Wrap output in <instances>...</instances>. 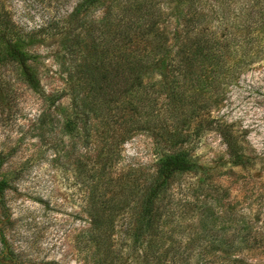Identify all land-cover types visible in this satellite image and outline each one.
I'll return each instance as SVG.
<instances>
[{
    "label": "rangeland",
    "instance_id": "obj_1",
    "mask_svg": "<svg viewBox=\"0 0 264 264\" xmlns=\"http://www.w3.org/2000/svg\"><path fill=\"white\" fill-rule=\"evenodd\" d=\"M111 1L0 0V32L25 59H2L0 48V264H99L88 240L91 213L116 215L113 236L123 262L114 264H142L150 236L142 231L141 212L157 162L180 147L189 150L197 171L173 176L158 201L160 211H167L165 231L175 225L178 230L173 247L194 231L206 240L216 235L210 251L220 255L227 235L246 240L252 233L256 241L239 244L226 258L264 264V59L243 71L210 113L229 133L240 162L217 132L196 136L191 124L176 143L156 142L150 129L115 126L109 118L126 105L127 81L111 86L108 65L104 81L102 72H91L97 41L112 32L103 35L100 21ZM138 1L161 5V17L149 19L161 29L181 23L198 2L212 0ZM139 9H132L134 18ZM142 27H135L125 52L136 59L150 48ZM139 79V94L156 98L159 106L165 94L161 75L152 71ZM122 217L133 224L125 242Z\"/></svg>",
    "mask_w": 264,
    "mask_h": 264
},
{
    "label": "trees",
    "instance_id": "obj_2",
    "mask_svg": "<svg viewBox=\"0 0 264 264\" xmlns=\"http://www.w3.org/2000/svg\"><path fill=\"white\" fill-rule=\"evenodd\" d=\"M95 1L97 0H83V3L93 4ZM123 1L112 0L103 10L100 20L104 23L101 26H105V30L102 29L103 35H108L109 30L112 32L107 41H97L98 53L93 58L96 66L91 69V72L97 74L102 72L100 80L104 81L110 74L105 72L109 69L105 65L111 67L109 83L113 87L118 86L122 78L127 81L126 105L123 109L117 107L109 117L112 123L115 126L119 123L121 127L150 129L156 142L160 140L168 144L176 143L183 136V128L189 124L196 136L205 131H215L222 137L230 156L240 162L241 155L235 152L229 133L221 127L219 121L210 118V113L219 105L225 89L235 83L243 71L264 59V0L198 2L196 7L190 8L189 17L182 19L181 23L173 27L164 25L161 29L155 25L154 21L157 20H149L161 17L163 9L160 10L159 3L144 6L138 0H127L120 6ZM206 5L208 8L201 12ZM138 6L142 12L138 18H134L131 12L133 8L137 10ZM212 23L220 25L215 29L213 26L209 28ZM141 26L142 35L149 40L150 48L140 53L136 59L125 52L132 44L135 27ZM0 42L3 43L0 48L4 51L2 59L23 64V53L18 45L4 37L3 32H0ZM107 52H110L109 57ZM152 71L163 78V86H159V89L165 94L157 107L154 106L158 104L156 98L139 94L142 90L139 89L142 83L139 76ZM27 80L32 86H36L33 77ZM196 171V164L186 148L174 149L158 159L155 184L149 191L141 212L146 219L142 224V231L144 235L150 236L149 243L146 242L141 252L142 264H237L239 260L226 258L228 252L239 244L248 242V239L255 240L252 231V236L248 235L246 240L239 234L231 233L223 239L224 250L218 255L210 251L216 235L206 240L199 233L189 231L187 240L180 241L178 246L173 247L177 242L174 234L178 230L174 229L175 225L168 233L165 231L163 227L167 225V221L162 216L167 211H160L158 201L165 197L164 191L173 176L195 174ZM0 186L3 184L0 183ZM124 206L123 209L129 205ZM114 208L116 207L100 210L112 212ZM91 215L93 217L88 240L94 242L98 263L114 264L121 261L122 247L113 236L116 215ZM123 219L125 228L122 229L124 233L120 242H125L133 228L129 217ZM246 223L251 225V222Z\"/></svg>",
    "mask_w": 264,
    "mask_h": 264
}]
</instances>
